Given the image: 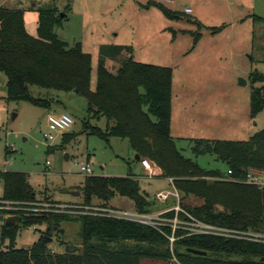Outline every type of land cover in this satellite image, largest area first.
Listing matches in <instances>:
<instances>
[{
    "label": "rangeland",
    "instance_id": "rangeland-1",
    "mask_svg": "<svg viewBox=\"0 0 264 264\" xmlns=\"http://www.w3.org/2000/svg\"><path fill=\"white\" fill-rule=\"evenodd\" d=\"M155 2L165 5L176 16H167L150 0H0V7L24 10L26 27L34 35L39 11L56 9L61 18L55 26L58 37L69 46L81 42L83 50L93 56L94 88L103 46H130L136 61L172 68V136L186 157L204 168L226 170V163L213 154L196 156L190 140H247L264 129V108L253 115L251 105L254 89L264 88V81L252 79L254 71L264 74V0ZM186 8H191L192 12L187 13ZM105 59L112 71L120 66L119 55L108 53ZM30 91L35 97L49 98L51 107L9 100L7 76L0 72V173L18 171L28 175L37 201H33L27 211L44 216L78 212L76 209L84 207L83 187L90 176L81 166L89 163L93 175L134 174L142 191L152 198L153 209L146 214L156 217L157 226L167 223L173 233L181 228L185 236L198 229L192 221L180 218V194L179 198L172 195L166 201L156 198L155 192L159 189L174 192L166 178L158 177L162 174L159 166L147 158L151 169H146L147 174L142 175L127 138L113 137L106 141L90 133L89 126L105 130L108 121L105 117H91L85 95L38 85H30ZM51 112L73 116L75 122L67 131L72 134L69 140L50 131L48 115ZM51 133L56 138L47 141L45 137ZM257 178L263 182L264 174ZM72 192H80V195ZM4 195L5 188L0 181V200ZM184 202L193 205L203 201L189 197ZM171 203L172 208L168 210L174 209L175 217L167 218L163 214L168 210L160 212L157 208ZM110 205L136 211L134 202L119 194L109 202V207L114 208ZM11 210L13 213L5 217L0 213V249L10 245V240L3 242L1 236L6 217L22 215L16 213L18 208ZM61 227L64 233L49 235L52 238L49 246L55 252L65 251L66 245L61 242L82 245L79 218L64 221ZM46 229V225L22 227L15 247H31ZM140 264L181 263L174 257L168 260L144 258Z\"/></svg>",
    "mask_w": 264,
    "mask_h": 264
},
{
    "label": "trees",
    "instance_id": "trees-1",
    "mask_svg": "<svg viewBox=\"0 0 264 264\" xmlns=\"http://www.w3.org/2000/svg\"><path fill=\"white\" fill-rule=\"evenodd\" d=\"M151 2L167 16H176L165 5ZM60 20L56 9L40 10L34 35L26 27L24 10L0 7V72L7 76L8 99L51 107L49 98L32 95L30 85L85 95L91 117H105L108 121L105 130L89 126L90 133L106 141L112 137L127 138L140 161L148 158L159 166L161 176L171 178L181 196L182 220L195 219L241 232L264 234V187L246 182L251 170L264 172V129L247 140L191 139L196 156L213 154L227 165L226 170L202 167L184 155L171 133L173 69L136 61L130 46H103L97 86L92 90V54L83 50L81 42L69 46L58 37L55 26ZM108 53L121 56L115 71L106 65ZM252 79L264 81V74L254 71ZM251 105L253 115L264 108V88L254 89ZM71 135L66 132L63 136L69 140ZM0 181L5 188L0 213L5 217L13 213L12 207H19L16 213L22 214L20 222L3 225L2 240H10V245L0 249V264H140L144 258L174 257L181 264H264L262 240L205 233L185 236L181 228L173 233L167 223L154 226L95 209L110 208V200L119 194L131 199L137 212L150 213L152 198L142 191L139 179L133 174L90 175L83 187L84 207L73 214L45 216L26 210L37 201V193L26 173L4 171L0 173ZM189 197L203 202L185 203ZM95 200L101 202L96 204ZM175 213L171 209L163 215L174 218ZM72 218L82 222V245L61 242L66 245L65 251L55 252L49 246V235L64 233L61 224ZM31 225H46L47 229L31 247L16 248L20 229ZM173 234L176 240L171 249Z\"/></svg>",
    "mask_w": 264,
    "mask_h": 264
},
{
    "label": "built area",
    "instance_id": "built-area-1",
    "mask_svg": "<svg viewBox=\"0 0 264 264\" xmlns=\"http://www.w3.org/2000/svg\"><path fill=\"white\" fill-rule=\"evenodd\" d=\"M150 1H156V0H150ZM185 11L187 13L192 12L191 8H186ZM74 122H75V120H74L73 116L69 113H66V112H64V113H50L48 115L49 129L54 134L66 133L72 127ZM52 133L49 134L48 136L46 135L45 139L47 141L55 140L56 136ZM141 163L143 164V166L146 169H149V170L151 169V163L148 159H142ZM81 170L87 175H93L94 174V170L89 163L83 164L81 166ZM228 173L231 174L232 170L229 169ZM260 175H263V172L251 170L247 176L246 182L252 183V184H257L258 186L260 185L261 187H264V181L262 182V180L257 178ZM171 182H172V179H171ZM173 188H174V192L169 191V190L168 191L163 190V191L157 192L156 198L159 201H166L172 195L179 198L178 191L175 189L174 186H173ZM13 208H17V207H12V209ZM96 210H100L102 212H105L108 215L132 219V220H136V221H139L142 223L157 226V223H155V221H154V219L156 217L153 215L146 214V213H139L137 211H127V210L116 209V208H96ZM192 222L198 226V229H196V231H194L193 234L205 233V234H215V235L228 237V238H230V237L231 238H246V239H257V240L264 241V234H256L253 232H241V231L234 230V229H228V228L219 227V226H215L212 224L200 222V221H197L195 219H192ZM175 239H176V237L174 236V234L172 236H170L171 243H173L175 241Z\"/></svg>",
    "mask_w": 264,
    "mask_h": 264
},
{
    "label": "crops",
    "instance_id": "crops-1",
    "mask_svg": "<svg viewBox=\"0 0 264 264\" xmlns=\"http://www.w3.org/2000/svg\"><path fill=\"white\" fill-rule=\"evenodd\" d=\"M29 31V30H28ZM31 33V32H30ZM93 57V56H92ZM92 77H93V71H92ZM96 86H97V83H96V85H95V88L93 87V84H92V79H91V88H92V90H95L96 89ZM51 113H53V112H51ZM101 118H103V117H101ZM100 119V118H99ZM173 130V107H172V117H171V133L173 132L172 131ZM62 135H64V134H62ZM113 138V137H112ZM111 140V139H110ZM133 154L136 156L137 155V153L133 150ZM136 160H137V158H136ZM137 164L139 165V167H140V169L142 170V175H146L147 174V170H146V168L143 166V164L141 163V161L140 160H137ZM158 170L160 171V168H158ZM263 174H264V172H263ZM134 175V174H133ZM158 177H160V178H163L162 176H158ZM149 179H152V180H154L155 178H152V177H149ZM167 180H168V182L173 186V183L171 182V178H166ZM163 191V190H166V189H159L158 190V192L159 191ZM157 192H155V194H156ZM172 204L173 203H171V204H169V206H165V205H163V207L161 206V207H158L157 209H161V211L160 212H163V211H166V210H168V209H170V208H172ZM111 206V205H110ZM111 207H114V206H111ZM156 207V206H155ZM114 208H117V207H114ZM134 209H135V204H134ZM7 218V217H6Z\"/></svg>",
    "mask_w": 264,
    "mask_h": 264
},
{
    "label": "water",
    "instance_id": "water-1",
    "mask_svg": "<svg viewBox=\"0 0 264 264\" xmlns=\"http://www.w3.org/2000/svg\"><path fill=\"white\" fill-rule=\"evenodd\" d=\"M137 160H140V156L137 154L136 155ZM74 195H80V192H72ZM22 220V216L21 215H10L6 218V223L7 224H15L17 222H20ZM50 241L52 240V238L49 239ZM191 252L194 253H198V254H205L204 251H200L197 249H190Z\"/></svg>",
    "mask_w": 264,
    "mask_h": 264
}]
</instances>
